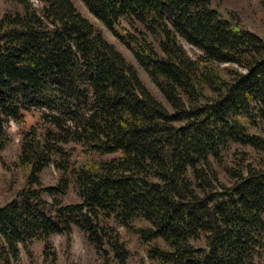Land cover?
I'll list each match as a JSON object with an SVG mask.
<instances>
[{
    "label": "trees",
    "instance_id": "obj_1",
    "mask_svg": "<svg viewBox=\"0 0 264 264\" xmlns=\"http://www.w3.org/2000/svg\"><path fill=\"white\" fill-rule=\"evenodd\" d=\"M11 1L0 15V150L9 121L40 119L20 126L11 166L21 186L0 205V264H24L33 240L54 264L50 236L72 225L124 261L111 222L138 236L150 264H264V33L210 0H80L169 110L73 0ZM232 143L256 161L226 163ZM76 145L112 156L72 161ZM50 165L59 178L43 186ZM70 188L80 201L62 204Z\"/></svg>",
    "mask_w": 264,
    "mask_h": 264
},
{
    "label": "rangeland",
    "instance_id": "obj_2",
    "mask_svg": "<svg viewBox=\"0 0 264 264\" xmlns=\"http://www.w3.org/2000/svg\"><path fill=\"white\" fill-rule=\"evenodd\" d=\"M78 10L87 18H89L97 27L101 28L104 32L105 37L113 42L122 53L130 60L139 71L141 79L146 83L148 88L154 93V95L169 109L170 105L164 99L158 88L151 81L147 73L143 68L137 63L133 57L130 50L119 41L113 33L108 30L101 22H99L83 5L80 0H73ZM210 5L224 18H228L230 15L233 16L237 21L245 24L251 30H256L264 33V0H210ZM14 7L11 0H0V15L5 9ZM16 7V5H15ZM128 31L135 33V31L127 27ZM182 45L186 51L191 55L195 56L199 53V50L190 44H188L183 39H180ZM222 64L221 66H223ZM40 119L39 111L32 110L23 112V117L19 122L9 121L8 122V133L9 141L6 146L0 150V205L7 202L9 199L14 197L18 188L21 186V178L18 170L12 168L11 162L16 155L17 142L19 136V130L21 125L31 126L35 124ZM74 145V144H71ZM77 150L73 152L72 161H78L83 158H99L104 159L111 157L112 155H99L94 154H84L80 151L78 145H76ZM114 156V155H113ZM257 155L254 150L249 146H241L235 143L230 145L229 150L224 155V160L229 165L237 162H253L256 161ZM221 179L228 183L229 179L227 174L220 169ZM59 178V172L56 171L53 165H50L42 171L41 183L43 186L54 185ZM46 199H50L46 194H44ZM80 199L70 188L66 194L61 196L62 204H69L79 202ZM116 226V230L120 236V242L128 251V257L126 260L122 261L116 258L112 253L101 254L96 251V249L89 245L81 231L72 225V231L68 234H52L50 236V241L53 244V249L56 253V260L54 264H150L146 256V245L141 242L138 236L123 228L121 226L115 225L113 222L110 223ZM134 225L136 226H147L148 223L144 220H135ZM160 240V239H157ZM160 242V241H159ZM194 246H204L205 241L203 238L197 241H190ZM43 243L41 241L33 240L30 249L31 257L28 256L24 249L21 251V260L24 264H50L44 259L42 252Z\"/></svg>",
    "mask_w": 264,
    "mask_h": 264
}]
</instances>
